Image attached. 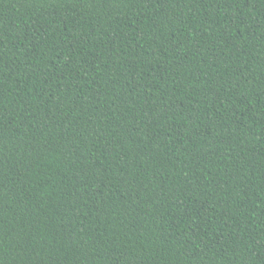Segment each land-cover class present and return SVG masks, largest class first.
<instances>
[{
  "label": "trees",
  "instance_id": "obj_1",
  "mask_svg": "<svg viewBox=\"0 0 264 264\" xmlns=\"http://www.w3.org/2000/svg\"><path fill=\"white\" fill-rule=\"evenodd\" d=\"M0 264H264V0H0Z\"/></svg>",
  "mask_w": 264,
  "mask_h": 264
}]
</instances>
